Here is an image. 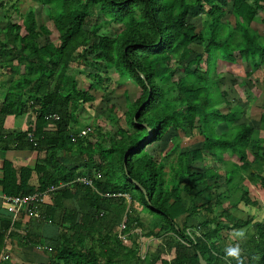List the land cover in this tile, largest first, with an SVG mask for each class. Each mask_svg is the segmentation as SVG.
Wrapping results in <instances>:
<instances>
[{"label":"trees","instance_id":"trees-1","mask_svg":"<svg viewBox=\"0 0 264 264\" xmlns=\"http://www.w3.org/2000/svg\"><path fill=\"white\" fill-rule=\"evenodd\" d=\"M35 1L47 4L57 41L47 39L51 29L37 23L31 7L20 12L12 4L11 13L0 21V74L10 75L2 90L0 114L16 116L30 108L34 122L16 137L23 147L43 151L44 157L31 168L37 187L28 185L27 168L20 170L18 183L9 170L1 184L6 197L65 184L51 195L60 210L61 232L52 243L49 264H198L197 252L207 264H236L224 259L225 247L235 243H240L245 264H264V224L253 221V215L236 217L222 207L225 199L239 210L241 205L259 204L250 197L248 184L234 178L245 172L246 181L264 191L263 137L239 119L240 105L226 112L215 107L220 101L229 105L216 81L217 61H245L248 76L264 64V33L251 28L261 11L264 24V0H231L230 10L223 0ZM192 10L203 11L199 29L188 20ZM104 23H119L121 28L113 35L98 34ZM192 44L202 49L197 51ZM77 76L84 86L78 85ZM125 79L141 92L126 101L119 118L107 104L116 129L85 126L86 134L78 135L81 129L72 126H77L79 107L95 99L91 90L103 91L107 101V85ZM137 110L136 121L151 130L147 139V129L133 121ZM51 114L58 119L45 118ZM218 124H225L226 131L217 133ZM259 127L264 129V114ZM170 129L185 136L199 131L201 145L178 150L174 142L164 154L175 151V162L157 159L150 146L159 144ZM28 132L33 135L30 140ZM128 149L133 150L126 156L125 169ZM226 150L237 154L239 163L222 168L223 174L209 166L192 169L205 153L224 163L221 154ZM61 152L77 153L78 161L62 158ZM251 166L253 171L248 170ZM81 176L92 184L76 182ZM131 178L145 189L150 203ZM66 199L72 208L63 206ZM123 218L128 244L118 237ZM191 218L194 224L189 223ZM16 226L9 225L7 234H14ZM245 227L251 229L247 238L233 240V230ZM136 228L139 232H133ZM30 234L24 233L34 236ZM140 237H154L158 244L141 254ZM254 255L260 259L253 261Z\"/></svg>","mask_w":264,"mask_h":264},{"label":"rangeland","instance_id":"rangeland-1","mask_svg":"<svg viewBox=\"0 0 264 264\" xmlns=\"http://www.w3.org/2000/svg\"><path fill=\"white\" fill-rule=\"evenodd\" d=\"M5 1V2H4ZM227 10H230L231 0H223ZM11 3V6H10ZM18 8V10L25 11L31 7L35 13L37 23L45 24L48 28L51 29V34L47 36V39L56 42L57 36L56 31H52L51 21L47 16V4H42L41 2L35 0H0V21L1 23L5 21V16L12 11V4ZM4 10V11H3ZM197 12V11H196ZM263 11L260 12L259 16L251 24V28L258 31L260 34L264 33V24L261 22L260 17H262ZM95 21L94 18H91ZM18 20V19H17ZM188 20L192 22L197 29L201 27L202 21L204 20L203 11L195 13L194 10L190 13ZM104 26L98 31V34L102 35H113L115 32H118L121 28V24L117 23H104ZM42 43V38L40 39ZM192 47L199 51L202 49L201 46L192 44ZM204 66V63L201 64ZM247 62L237 59L233 63H227L224 61H217L215 67L216 81L218 83L220 91L224 93V98L229 102L227 106L224 101L216 102L215 107L218 108L221 112H226L233 105H240L243 109V113L239 115V119L246 122L250 125L255 133H260V137H263L264 143V129L259 127V117L264 114V64L255 69L252 72V75H246V72L249 69ZM83 71L89 70V68L82 69ZM112 76H115L113 71L110 72ZM8 75V74H4ZM9 76V75H8ZM10 77V76H9ZM9 79V78H8ZM77 82L79 86H84V80L77 76ZM86 84V83H85ZM107 85V82H105ZM107 97L108 100H103L102 95L103 91L91 90V93L94 95L95 99L92 102L80 106L78 109V119L76 120L77 126H91L99 127L103 131H114L116 129V124L111 120L109 111L106 110L107 104H112L114 107V114L119 118L120 115L126 107V101H132L139 96L141 88L132 82L131 80L125 79L122 83L118 84L116 82L107 85ZM7 87V86H5ZM4 90V88H3ZM127 96L128 99L125 98ZM80 111V112H79ZM227 126L225 124H218L215 126V131L217 133H222L226 131ZM92 139V138H91ZM203 140L202 135L199 131L195 130L192 136H185L181 131H176L173 129L168 130L164 138L159 142V144L150 146L152 150V155L157 159L161 158L166 161V163L175 162V151H167L172 146V143L176 142L178 144V150H185L196 148L201 145ZM164 154V156H163ZM163 156V157H162ZM204 160L197 161L192 165V169L202 170L203 167L209 166L213 168L215 172L222 173V168L229 167L231 164L239 163L237 154H232L229 150L221 154L222 160L224 163L219 162L216 158H213L209 153H205L203 156ZM249 161V160H247ZM165 170L169 171L168 164H165ZM254 165V164H253ZM224 166V167H222ZM259 167H262L261 165ZM249 171H253V166H251ZM247 171V170H246ZM264 175V168L260 171ZM247 174L241 172V174L236 175L234 182L241 181V184L250 185L252 191L249 192L250 197L257 200L259 203L257 206H243L241 205V210L238 209V206L232 208L229 200H223L222 207H228L229 213L233 216H243L253 215L256 219L260 220L264 224V191L258 189L255 182L246 181ZM221 181V186H224V183ZM235 187V185H230ZM240 190H238L239 192ZM237 192V193H238ZM235 193V194H237ZM138 194V193H136ZM139 196V195H138ZM140 197V196H139ZM236 197V195H235ZM234 196L232 197L235 198ZM240 207V206H239ZM144 220L148 219L147 215H144ZM191 218L189 221L190 224H194L195 220ZM150 225H153L152 221H148ZM180 223V221L178 220ZM244 229L245 228H241ZM139 229L136 228L133 232H139ZM246 235L250 233L249 230L245 231ZM232 234V233H231ZM129 243V242H128ZM140 253L143 254L146 250H153V248L158 244V239L154 237H140ZM167 259L170 258V255H164ZM155 264H160L156 262Z\"/></svg>","mask_w":264,"mask_h":264},{"label":"crops","instance_id":"crops-1","mask_svg":"<svg viewBox=\"0 0 264 264\" xmlns=\"http://www.w3.org/2000/svg\"><path fill=\"white\" fill-rule=\"evenodd\" d=\"M9 76L0 74V100ZM33 122L34 114L30 108L16 116L0 114V264H49L53 254L52 243L61 232L58 227L60 210L54 207L51 196L39 206L41 218H35L26 215L23 210L11 212L12 205L6 202L5 191L2 188L1 181L10 173L9 170L15 172V183H18L20 170L23 168L30 169L28 185L38 186L36 173L31 168L44 157V152L23 147L25 143L16 137V133L26 130ZM72 127L79 130L85 126ZM60 155L72 162L78 161L79 157L75 152L70 154L61 152ZM248 186L249 190L252 189L250 185ZM62 203L63 206L72 208L71 201L66 199ZM255 218L253 221H260ZM13 223H17L18 229L13 228L14 234L9 235L6 231ZM247 230L251 231L250 227H245L244 231ZM25 232L34 235L33 238L24 235Z\"/></svg>","mask_w":264,"mask_h":264},{"label":"built area","instance_id":"built-area-1","mask_svg":"<svg viewBox=\"0 0 264 264\" xmlns=\"http://www.w3.org/2000/svg\"><path fill=\"white\" fill-rule=\"evenodd\" d=\"M45 118L46 119L48 118L58 119V116L55 114H51V115L45 116ZM88 130H89L88 128L86 129L82 128L79 131L78 135H84L86 134ZM27 138L29 140L33 138V135L31 132L27 133ZM72 139H74V136L72 137ZM76 182H81L85 185L92 184V180L85 176H81L77 178ZM64 185H65L64 183H60L59 186H54V185L49 186L40 192H35L32 194H26V195L19 194L16 196L6 197V201H8L12 206L16 207L14 212L18 211L19 209V210H23L24 213L28 216H32L35 218H41V212L39 210V206H41V204L44 203L46 198H49L53 194L54 191L58 190L59 188H62ZM125 228H126L125 218H123L121 223L119 224L118 237L124 244H128L129 238L126 233H123Z\"/></svg>","mask_w":264,"mask_h":264},{"label":"clouds","instance_id":"clouds-1","mask_svg":"<svg viewBox=\"0 0 264 264\" xmlns=\"http://www.w3.org/2000/svg\"><path fill=\"white\" fill-rule=\"evenodd\" d=\"M231 236L233 240L237 241H243L247 238L243 229L233 230ZM242 251L240 243L230 244L224 249V259L229 262L235 260L236 264H245L246 258L242 255ZM251 259L253 261H258L260 258L254 255Z\"/></svg>","mask_w":264,"mask_h":264},{"label":"water","instance_id":"water-1","mask_svg":"<svg viewBox=\"0 0 264 264\" xmlns=\"http://www.w3.org/2000/svg\"><path fill=\"white\" fill-rule=\"evenodd\" d=\"M143 79H144V77H143V75L141 74L140 75ZM143 105V103L140 105V107L139 108H141V106ZM137 114H138V110L135 112V114H134V116H133V121H134V123L136 124V125H141V126H143V127H145L146 129H147V132H148V135H147V137H146V139L150 136V134H151V130H150V128L148 127V125L146 124V123H140V122H137L136 121V119H137ZM133 149H128V150H126L125 151V153H124V157H123V163H124V168L126 169V167H125V160H126V156H127V154L129 153V152H131ZM126 174H127V172H126ZM133 183H134V185L144 194V196H145V198H146V201H147V203H150V201H149V198L147 197V194H146V191H145V189L141 186V184H139V182H137L136 180H134V179H130ZM197 258H198V264H207V262H206V260L202 257V255L199 253V252H197Z\"/></svg>","mask_w":264,"mask_h":264}]
</instances>
